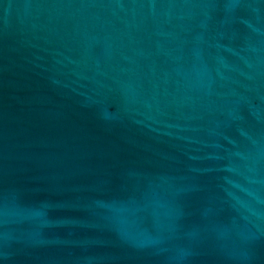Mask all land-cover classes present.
I'll return each mask as SVG.
<instances>
[{
	"label": "water",
	"instance_id": "obj_1",
	"mask_svg": "<svg viewBox=\"0 0 264 264\" xmlns=\"http://www.w3.org/2000/svg\"><path fill=\"white\" fill-rule=\"evenodd\" d=\"M0 264H264V0H0Z\"/></svg>",
	"mask_w": 264,
	"mask_h": 264
}]
</instances>
